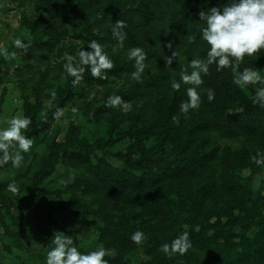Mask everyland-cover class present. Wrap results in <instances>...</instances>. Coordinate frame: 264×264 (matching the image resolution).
<instances>
[{
  "label": "trees",
  "instance_id": "1",
  "mask_svg": "<svg viewBox=\"0 0 264 264\" xmlns=\"http://www.w3.org/2000/svg\"><path fill=\"white\" fill-rule=\"evenodd\" d=\"M225 3L31 0V12L21 20L31 38L23 50L27 64L14 75L21 115L32 121L25 135L33 138L49 131L59 117L54 115L57 109L62 112L75 97H92L82 103V116L103 128L104 135L90 141L70 123L63 141L53 140L46 147L38 170H27L33 187H42L60 164L78 172L72 184L64 186L67 201L55 194L57 208L43 200L49 194L45 190L28 201L18 199L22 186L16 197L9 198L8 184L0 183V241L7 238L12 248L28 252L24 236L12 231L22 222L12 210H30L37 229L52 220L55 211L62 222L50 221L49 250L55 246L53 234L63 226H81L92 219L100 225H91L97 245L115 251L104 257L108 264H127L126 256L138 249L148 258L140 264H264V186L254 192L247 181L264 171V164L252 159L258 152L264 154V103L256 99L264 85L233 83L245 67L264 76V50L219 71L215 63L210 65L197 86L200 105L187 114L180 112V104L187 102L186 89L192 85L171 87L172 81H180L182 71H192L191 60L207 55L209 46L201 39L206 24L199 12ZM117 20L124 27L114 33ZM120 32L126 34L122 41ZM93 40L113 62L111 69L103 70L107 73L103 79L93 76L81 61L80 50L90 51ZM132 48L145 54L139 81L131 75L136 71L135 60L129 59ZM173 52L172 63L167 64ZM60 58L64 61L57 63ZM67 58L72 59L71 66ZM69 67L81 77L76 83ZM30 70V80L22 83L20 74ZM53 83L56 87L48 94ZM209 89L214 92L211 102ZM116 96L130 102L131 110L106 106L108 98ZM123 142V152L114 155L118 167L96 154ZM138 230L145 234L139 245L131 240ZM73 244L78 248L75 239ZM164 244L169 245L167 253ZM172 246L186 250L173 252ZM35 258L33 263L46 264L47 256Z\"/></svg>",
  "mask_w": 264,
  "mask_h": 264
},
{
  "label": "clouds",
  "instance_id": "2",
  "mask_svg": "<svg viewBox=\"0 0 264 264\" xmlns=\"http://www.w3.org/2000/svg\"><path fill=\"white\" fill-rule=\"evenodd\" d=\"M200 20L204 21L206 27L202 29L201 39L207 43L208 51L205 58L193 59L190 61L191 72L182 71L180 81H172L171 87L179 90L181 83L192 85L186 89L188 97L187 102H181L180 112L187 114L190 109L198 108L200 105V95L197 86L203 83L202 74H207L209 66L216 64L217 70L231 66L235 61L242 60L246 55L252 56L261 50H264V0H227L223 7H211L207 11L199 12ZM124 27L123 21L117 20L113 26V32ZM123 32L118 34V40L125 38ZM13 45L18 49L27 50L28 45L21 39L13 41ZM171 48V44L168 45ZM90 51L80 50L81 61L90 66L91 74L101 79L105 78L107 73L103 70L113 67L112 60L104 52L103 46L97 41L89 42ZM8 48L0 47V55H7ZM175 56L167 58V64H171ZM129 59H134L136 71L131 75L132 78L139 81L143 72L145 54L141 48H132L129 51ZM69 74L76 76V83L81 77L76 71L69 67ZM260 83L264 85V76H261L259 70L245 67L238 72L233 83L236 85H248L251 83ZM207 99L211 102L214 99V92L209 89ZM256 99L264 103V87L256 91ZM106 106L121 107L124 111L131 110L130 102L123 101L121 97H109ZM61 110L57 109L54 114L60 115ZM175 119V117H173ZM7 126L0 128V161H11L12 167H18L24 159L23 153H27L33 144L31 138L25 135V130L32 123L31 118L24 115L13 116L7 122ZM14 149L21 151L13 152ZM257 165L264 164V154L257 153L252 157ZM12 192H17L18 188L15 182L8 185ZM184 238L187 234H183ZM145 239V234L141 231H135L131 235L133 243L139 245ZM52 247L46 258V264H108L104 259L106 250L103 247L97 250L83 253L73 244L72 235H65L59 232L53 238ZM162 250L167 253L170 248L168 244L162 245ZM179 250L183 252L186 249H177L172 246L171 251Z\"/></svg>",
  "mask_w": 264,
  "mask_h": 264
},
{
  "label": "rangeland",
  "instance_id": "3",
  "mask_svg": "<svg viewBox=\"0 0 264 264\" xmlns=\"http://www.w3.org/2000/svg\"><path fill=\"white\" fill-rule=\"evenodd\" d=\"M31 0H0V47H7L8 54L0 55V127L4 128L7 126V121L10 120L13 116L20 115L21 103L22 101L19 98V91L16 84V79L14 75L17 74L18 67H22L26 65L27 62L24 59L23 49H18L13 45V41L17 38L21 39L27 45H30L31 38L28 35V31L22 27L21 20L23 17H27L31 12ZM74 45H78L77 42ZM79 47L76 48V53L78 52ZM71 58H67L65 62L68 65L71 64ZM63 58L57 59V63H61ZM30 64V63H29ZM33 70H30L27 73L20 74L21 82L26 83L30 80V75ZM56 85L53 83L51 87V91H48V94H51L54 91ZM243 89V88H242ZM92 97H88L86 99H81L75 97L72 102H70L66 108L62 110L59 117L53 122L49 131L41 133L39 136L40 146L37 143L32 146L30 150H33L31 154L33 157H37L41 155V151L44 148V152L46 147L53 141H61L62 134L65 133V129L68 124L73 123L80 127L81 135L83 137L88 138L90 141H94L97 138H100L104 135V129L93 126L90 124L86 118L82 116V103L84 101H91ZM47 107V102L45 103ZM39 121L42 120L40 116L38 118ZM126 143V142H125ZM125 143H120L114 146L113 149L107 150L106 152L96 153L100 157H104L105 160L113 165L114 167H118L119 163L114 158V155L118 152H123L125 147ZM149 146V144H147ZM30 156V152H29ZM35 159V158H34ZM33 159V161H34ZM30 163L29 166L32 164ZM7 162H4L5 165ZM8 164V163H7ZM6 164V165H7ZM27 170H30L27 167ZM27 170L24 174H16L14 171H10V173L2 172L0 173L1 179H7L8 183H13L15 181H19L25 183L27 186L29 185V175H27ZM31 171V170H30ZM16 174V175H15ZM79 176L78 172L75 170L64 167L62 164L58 165L54 171V174L51 178L44 182L42 185V191L45 190L49 194L46 195L43 200L50 204L53 208H57L59 205V201L56 197V193L62 194L64 192L65 185H71L73 180ZM248 185L252 188L254 192H260L262 190V186H264V171L256 174H252L248 178ZM41 192V191H40ZM26 193L24 199L30 201L32 197L36 194ZM6 195H9L6 194ZM61 199L67 201L69 196L66 194H62ZM15 217L22 219V222L17 229H13L12 231L24 236L23 248L25 250H18L11 247V241L7 238H4L0 241V264H35V255L39 254L44 257L47 256L49 251V245L51 244V240L47 235H52L51 231L49 232V224L50 221L44 223L40 226V229L36 228L35 222L32 220V212L30 210L24 212H14ZM53 216H56L57 224L60 225L62 222V218L58 213L53 211ZM52 216V218H53ZM8 224V222L6 221ZM97 224L94 220H89L85 222L83 225L79 226L76 223H70L66 226H63L60 230L61 233L65 235H72L73 239L76 240L78 244V248L93 251L100 248L97 245V234L92 229L91 225ZM59 232L54 233L53 235H58ZM5 247H9L11 249L9 252L5 251ZM115 254L114 250H107L106 255L113 256ZM33 257V258H32ZM35 258V259H34ZM127 264H140L148 261V258L145 256L143 250L138 249L132 253H129L126 258Z\"/></svg>",
  "mask_w": 264,
  "mask_h": 264
},
{
  "label": "crops",
  "instance_id": "4",
  "mask_svg": "<svg viewBox=\"0 0 264 264\" xmlns=\"http://www.w3.org/2000/svg\"><path fill=\"white\" fill-rule=\"evenodd\" d=\"M28 35H29V33H28ZM20 115H21V110H20ZM1 128V127H0ZM64 134L65 133H63L62 134V139H61V141H56V142H58V143H61L62 141H63V139H64ZM41 134H39L38 136H36V137H33V138H31L32 139V141H33V144H32V146H34V145H36L37 143L39 144V146H40V141H39V136H40ZM44 148L45 147H43V150L41 151V155H38L37 157H33V155L31 154V152L33 151V150H29L27 153H23V156H24V159L22 160V162L20 163V165L18 166V167H12L11 166V161H8L5 165H3L4 164V162L3 161H0V173H2V172H5V173H10V171H14V172H16V174H24L25 173V171L27 170V167H29L30 168V170H31V172L32 173H34V172H36L37 170H38V168H39V163H40V158H41V156L42 155H44L43 154V152H44ZM16 151H21L20 149H16V150H14L13 152H16ZM29 152H30V156H29ZM45 152H46V150H45ZM35 158V159H34ZM33 159H34V161H33ZM33 161V165L31 164L30 166H29V162L31 163ZM57 167V166H56ZM56 169V168H55ZM15 174V175H16ZM54 174V173H53ZM53 174H52V176H53ZM51 176V177H52ZM30 177V176H29ZM50 177V178H51ZM9 181L7 180V179H1L0 178V183H4V184H11V183H8ZM45 182H47V181H45ZM26 183V182H25ZM25 183H22V182H19V181H15V185H16V187L19 189L21 186L23 187L22 188V190H21V192H19V194H18V199H24V197L26 196V193H30V194H37V193H39L40 191H42V187H33V186H31L30 184L27 186ZM29 183V182H28ZM9 193V195H6V194H8ZM16 192H12V191H10L9 190V188L7 187V189H6V191H5V195L6 196H8L9 198H14V197H16L17 195L15 194ZM30 194H28V195H30ZM62 201H64V200H62ZM47 203V202H46ZM53 206V205H52ZM14 212H19V211H15V210H12V215L13 216H15L14 215ZM52 220L55 222V223H57V221H56V216H53V218H52Z\"/></svg>",
  "mask_w": 264,
  "mask_h": 264
}]
</instances>
